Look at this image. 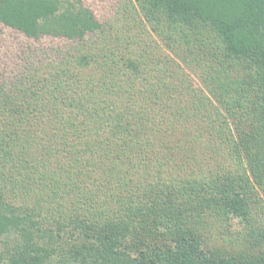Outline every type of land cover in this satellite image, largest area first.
Segmentation results:
<instances>
[{
    "label": "trees",
    "instance_id": "obj_1",
    "mask_svg": "<svg viewBox=\"0 0 264 264\" xmlns=\"http://www.w3.org/2000/svg\"><path fill=\"white\" fill-rule=\"evenodd\" d=\"M0 264H264V0H0Z\"/></svg>",
    "mask_w": 264,
    "mask_h": 264
},
{
    "label": "rangeland",
    "instance_id": "obj_2",
    "mask_svg": "<svg viewBox=\"0 0 264 264\" xmlns=\"http://www.w3.org/2000/svg\"><path fill=\"white\" fill-rule=\"evenodd\" d=\"M214 223V222H212ZM238 223V222H237ZM236 224V222H235ZM239 227L238 225H235L234 229ZM223 229L224 226H218L217 224H215V228H212L209 232L210 234V240L213 241L214 243H221L220 237L223 235Z\"/></svg>",
    "mask_w": 264,
    "mask_h": 264
}]
</instances>
